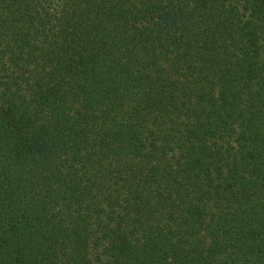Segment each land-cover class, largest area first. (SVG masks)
Wrapping results in <instances>:
<instances>
[{"label": "trees", "instance_id": "trees-1", "mask_svg": "<svg viewBox=\"0 0 264 264\" xmlns=\"http://www.w3.org/2000/svg\"><path fill=\"white\" fill-rule=\"evenodd\" d=\"M0 264H264V0H0Z\"/></svg>", "mask_w": 264, "mask_h": 264}]
</instances>
